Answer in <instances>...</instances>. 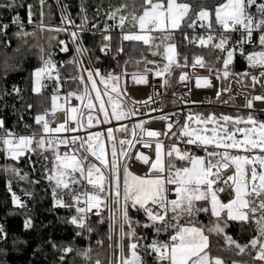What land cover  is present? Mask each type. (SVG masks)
I'll return each instance as SVG.
<instances>
[{
    "label": "snow or ice",
    "instance_id": "6c2138e0",
    "mask_svg": "<svg viewBox=\"0 0 264 264\" xmlns=\"http://www.w3.org/2000/svg\"><path fill=\"white\" fill-rule=\"evenodd\" d=\"M41 4H43V0H41ZM253 7L255 8L254 12L251 11ZM0 8L13 9L14 0L0 5ZM84 11L82 6L81 12ZM28 15L29 23H31V6H29ZM193 15H195V19H193ZM108 18L116 21V24L109 26L105 23L104 29L100 31L103 34L110 31L111 27L121 29V47L117 50L118 52L124 50L123 41L142 42L154 49L153 56H159L166 61L162 68L157 65L154 69H144L143 73H131V79L135 84H146L148 82L146 74L154 72L158 77L167 74L164 81L167 86L174 70L187 68L189 64L193 69L197 66L208 67L211 72V65L201 56L194 57L190 62L188 56L185 55L182 58L183 63L178 62L176 45L172 42L174 39L173 30L184 31L182 22L189 29H195L199 22V27L204 30L206 36H193L189 39L185 33V39H188L190 44L198 40L201 47L209 49L210 55L219 52L220 55H215V60L216 62L222 60L224 77L230 75L229 65L233 62L235 52L239 51L240 55L245 57L248 62V70L240 73V77L243 80L250 78L253 87L259 84L260 88L264 89V2L215 0V3L208 4L205 0L199 11L194 12L192 6L182 0L181 2L178 0H133L131 11L127 4H122L119 8L109 12ZM65 21L69 24L72 23L67 16H62L61 23L64 24ZM12 22L19 28H23L18 16L13 17ZM86 22L87 17H82L81 25H77V29L86 31L83 27ZM126 23L131 25V30L127 32L124 31ZM8 27V24L0 25L4 34ZM37 27L44 31L45 26L42 20ZM53 31L59 33L67 31V28L48 29L49 33ZM237 34L239 39H233ZM15 35L23 38L35 35V33L21 31ZM112 39L113 37L110 35H103L100 51L110 55L108 50ZM71 40L77 53L87 51L86 48H82V40L77 32L71 33ZM25 43L27 42L25 41ZM63 43V41H59V44ZM249 48L251 51L246 50ZM16 51L18 52L19 49ZM61 51H68L67 46L61 48ZM224 53L226 55H223ZM51 55L49 50L46 58L45 50L40 47L39 58L43 66L36 68L33 73L37 84L33 91L36 93L40 92V81L42 79L52 80V73L57 70ZM136 63L139 64V61ZM149 63H155V61ZM127 64L128 61H125V65ZM83 71L87 72L86 77L83 75L79 77L80 83L84 85L83 92L79 95L69 92L68 96L75 95L77 100L86 99L88 101L84 105V108L89 110L87 141L78 134V128L85 127V125L80 119L72 116L71 119L75 120L77 127L68 125V131L75 132L77 135L72 136L70 141L47 139L49 148H53L55 145V162L51 174L45 177L52 189L55 205L63 206L69 210L74 208L75 214L68 219V223L78 229L75 236L79 237L83 236L85 232L91 234L95 231L94 227L87 222L90 219L89 213H92L93 209L96 211L92 214L100 217L98 223H104V217L101 215V205H103L109 211L107 217L109 240L113 238L116 228H119V241L116 244L119 255L115 259H110L108 264H146L140 255L141 249L146 255L154 253L156 264H225L223 259L211 254L209 236L213 233L217 236L223 235L227 251H235L237 255L249 256L252 264H257V262L264 264V121L255 118L251 112L247 118L241 116L233 118L228 115L204 117L200 114L192 115L190 113L179 135L185 139L186 146L203 150L205 156L181 151L173 144L166 153L168 162L165 165L162 154L163 144L159 141L155 145L154 158L151 154L146 155L143 152H129L125 146L131 148L133 146L131 140H120V148L119 151L117 150L112 121L120 123V127L116 131L128 133L129 129L122 121L135 115V109L125 110V105L117 99L121 96L122 91H126V86L122 89L118 85L123 77L129 75L127 71L124 70L120 74L109 72L106 75H102L99 69L85 68ZM253 71L258 74L254 75ZM220 72L221 69H217V77ZM194 75L197 88L210 86L211 81L207 77ZM95 77H99V80L97 81ZM189 78L185 71H182L179 76L181 82H186ZM54 82L57 85L60 83L58 71ZM98 83L105 85L103 91L97 87ZM13 91L17 96L20 95V90L16 86H13ZM54 91H58V88ZM93 91L95 92L94 97L91 96ZM4 95H9V93L5 91L3 95H0V99H3ZM216 95L219 97L220 93L217 92ZM102 97H107V99ZM56 99L57 96L53 95V111L58 107L55 103ZM93 100L99 101L98 106L93 103ZM253 101L264 102V94L253 95L251 99L247 100L245 107L252 109ZM108 105L111 106L110 111ZM27 107L31 108L32 105L28 104ZM93 108L96 110L95 123L102 128L107 126L103 132L90 130L93 122L91 116ZM68 111L74 114L78 109L71 107ZM47 114L45 112L44 115L38 114L35 117L36 124H42L44 133L65 130V124H60L57 128H50L49 122L45 119ZM156 119L165 120L168 117L160 116ZM145 123L144 120H141L138 124H134L131 135L137 136L135 132L137 128L141 132L145 131ZM191 123H195L197 127H192ZM209 123L217 126L210 129L211 135H205L204 133L209 130L200 126ZM172 127V123L167 124L168 129ZM0 132L3 133L0 135V151L6 158L18 160L26 153L39 151L42 154L45 150L46 138L43 135L39 139H36L35 134L33 136H17L5 127V122L2 119H0ZM161 134L157 131H147L149 138L158 137ZM237 134H240L242 138H237ZM102 135L111 144L110 159H106L105 143L100 139ZM171 136L176 137L177 133L172 132ZM77 140L80 142V148H83L87 142L88 147L85 152L81 153L79 149L72 147L71 152L66 151L63 155L59 154V144L74 146ZM93 141L95 147H93ZM137 143H142L144 148H149L151 145L150 140L137 139ZM33 145L35 146L33 147ZM210 145L214 146L212 150L208 148ZM232 150H237V153L232 154ZM239 150H243V152L241 153ZM87 151H91V155L99 162V166L90 162L86 154ZM173 153H175V157ZM77 155L80 156L79 159H77ZM176 157L184 166H177ZM133 159L142 162L147 167V171L143 175L135 174L130 170L129 161ZM232 166L235 169L234 174L228 175L227 179H224L220 170L222 168L231 169ZM4 171L17 176L20 173V169L15 166L6 165ZM45 171H48L47 167ZM27 175L25 173L19 178L26 179ZM84 178L92 186V191H79ZM228 181L232 183L229 184ZM226 189L232 191L228 192L229 198L223 202L219 194ZM8 191L11 192L13 205L23 207L19 197L15 192H12L11 181L8 182ZM173 191L175 198L170 199L169 194ZM64 195L70 197L71 203L64 201ZM132 210H135L137 215L143 214L145 222L133 220L130 216ZM201 213L209 215L207 225L201 224L197 219ZM232 222L239 223L242 234L247 232L251 235L254 232L247 243L241 244L226 234V229ZM24 226L26 229L32 227L31 219H26ZM125 226H127V231H125ZM141 227L154 231L157 238H154L150 244L141 245L139 241L146 238L137 235V231ZM162 233L167 234V240L158 239ZM125 237L128 238L127 243H125ZM6 239L7 232L4 226L0 225V240L6 241ZM49 243L53 249L57 248L54 242L49 241ZM97 244H103V241L97 240ZM111 247L110 244L109 248ZM59 251L61 253L60 264H70L66 257L74 251L82 259L83 264H93L90 247L74 249L71 244H68L59 248ZM71 264H75V260ZM94 264H101V261L96 259ZM232 264H238V262L232 260ZM244 264H248V262L245 261Z\"/></svg>",
    "mask_w": 264,
    "mask_h": 264
},
{
    "label": "trees",
    "instance_id": "16d2710c",
    "mask_svg": "<svg viewBox=\"0 0 264 264\" xmlns=\"http://www.w3.org/2000/svg\"><path fill=\"white\" fill-rule=\"evenodd\" d=\"M10 2H13V0H0V5ZM178 2H181V0H178ZM182 2L189 3L194 12H198L205 0H182ZM260 2H264V0H257V3ZM65 3L76 26L81 25L82 17L86 16L87 22L83 27L86 25L88 29L97 31H80L79 38L82 40L83 47L87 49L86 52L94 69H99L102 75H106L109 72L119 74L120 67L121 70H141L150 61L158 62V65L163 67V63L166 61L159 56H153L154 49L144 45L142 42L123 41L124 50L123 52H118L117 50L121 47V32H116L113 35L114 56L120 67L111 57L100 51L105 33L102 34L98 31L104 29L105 23L112 26L115 22L108 18V13L115 8H119L122 4H127L129 11H131L133 0H65ZM206 3L212 4L215 3V0H206ZM29 6H31V20L33 22L41 23L42 20L44 26L62 25V17L56 0H43V4H41V0H14L13 9L0 8V25H3V22L9 25L6 34H4L3 29H0V95H3L5 91L9 93V95H4L3 99H0V119L5 122L6 128L20 134L39 133L42 129L41 126L36 124L35 117L38 114H43L46 109L53 108L52 96H59V92L54 91L59 86L54 82L55 78L52 80L43 79L40 92L36 93L33 91V73L41 65L39 58L40 47L45 50L42 38L50 44L53 43L52 45L54 46L59 40L68 37L66 31L59 33L55 31L48 32L49 28L57 29L59 27L45 26L44 31H40L41 38L36 25L29 24L24 29H21L17 25L12 24L13 17L17 16L23 22L29 21ZM82 6L85 9L84 12H81ZM251 11L254 12L255 8L253 7ZM195 18V15H193V19ZM198 25L199 22H197L196 26ZM182 28L184 29L183 32L180 30L173 32L174 39L172 42L177 47L178 62L183 63L182 58L185 55L188 56L190 62L194 57L201 56L211 65V71L221 69L220 76L224 79L222 76L223 62L222 60L219 62L215 60V55H220V53L216 52L210 55L207 47H193L188 39H185V33L190 39L192 29L187 28L184 24ZM129 30H131V25L126 23L124 31ZM21 31L35 33V35L23 38L15 35ZM17 49H19L18 52L16 51ZM223 55H226V53ZM81 57L88 68L83 54H81ZM144 58L145 61H143ZM125 61H128L127 65H125ZM136 61H139V64ZM246 63L247 60L246 62H241L239 58H236L231 64L233 65L232 74L239 75L243 69H247ZM78 65L79 62L74 52L65 57L64 72L69 90L76 95L81 94L84 88V85L79 81L81 73L80 65ZM150 65L147 69H153V63H150ZM204 69L209 71L208 67ZM192 70L193 68L190 64L187 68L175 69L172 77L169 78L168 85L177 84L180 81L179 76L182 71L189 74ZM163 78L166 79L167 74ZM13 86L20 90L19 96L13 91ZM28 104H31L32 107L28 108ZM211 111L212 109H200L194 112L204 115ZM219 112L216 111V113ZM255 117L260 120V117ZM178 133H180L179 130ZM39 138L40 136H36V139ZM47 139L49 138H46L45 150L42 154L39 151L26 153L25 156L20 157L18 160H9L10 167L15 166L20 169L19 176H23L25 173L28 174L26 179L21 180L19 176L10 172L5 173L2 167L3 164L2 166L0 165V225H3L7 232L6 241L0 240V264H60L59 257L61 253L59 248L68 244H71L74 249L90 247L93 264L96 259H99L101 264H108L110 259H115L119 255V249L116 248V244L119 241V228H116L113 232V238L109 240L107 220L109 211L101 205V215L104 217V223H98L100 217L93 215L89 220V224L95 229L92 235L88 238L85 234L79 237L75 236V232L78 229L68 223V219L75 214L74 208L69 210L63 206L55 205L52 198V189L45 178L51 174V169L55 162L54 147L51 149L48 147ZM188 151L190 154L202 152V150L194 148H188ZM89 160L95 163L94 159L89 158ZM176 161L178 162L177 166H184L182 162H179V159H176ZM46 167L48 171H45ZM76 175L79 179V174L77 173ZM8 181H11V186L16 195H20L24 200L23 207H14L12 195L6 189ZM84 187L85 182L82 179V186L79 187V190H84ZM89 189L92 190L91 185ZM63 199L65 202L71 203L68 195H64ZM130 216L133 220H140L141 223L145 222L143 214L137 215L135 210L130 212ZM26 219H31L32 222V227L27 229L24 226ZM197 219L201 224L207 225L209 215L201 213ZM212 219L214 220L215 218L213 217ZM125 231H127V226H125ZM226 234L236 239L239 243L245 244L251 239V235H254V232L251 235L247 232L242 234L239 223L232 222L229 228L226 229ZM137 235L146 237L139 241L141 245L150 244L154 238H157L154 235V231L142 227L138 229ZM167 238L165 233L158 237L160 240H167ZM97 240H102L103 244H97ZM49 241L54 242L57 248L53 249ZM209 241L211 254L223 259L225 264H232V260L243 264L247 261L248 264H252L249 256L237 255L235 251H227V244L223 235L217 236L213 233L209 236ZM127 242L128 238L125 237V243ZM110 244L112 245L111 248H109ZM140 255L146 264H156L154 253L146 255L141 249ZM66 259L70 264L73 260H75V264H83L82 259L75 251L69 254Z\"/></svg>",
    "mask_w": 264,
    "mask_h": 264
},
{
    "label": "built area",
    "instance_id": "2783aa9c",
    "mask_svg": "<svg viewBox=\"0 0 264 264\" xmlns=\"http://www.w3.org/2000/svg\"><path fill=\"white\" fill-rule=\"evenodd\" d=\"M56 3L58 5V8L62 16H67L72 23L69 24L67 21H65L64 24L61 26L51 25L53 27H65L67 28L68 37L63 38L59 41H63V44H59V41L57 44H55L52 47L46 46V52L45 57L47 58V53L50 50L52 55L51 59L54 63H56L57 70H54L52 73L53 78H56L57 71L59 73V91L61 93L62 102L64 103V106L62 108H58L55 111L53 109H46L42 115L47 112L48 114L45 116V119L49 122L50 128H57L60 124H65V130L60 132H51V133H44L43 131L39 136L42 135L46 138L53 139L55 141H59L61 139H67L71 140V137L74 135H77L75 132L68 131V125H71L72 127H77L76 122L74 119H71V112L68 111L71 107H76L78 109V113L76 116V119H80L82 124L85 125V127H79L78 128V134L85 138V141H87V126L88 123L86 121L87 119V111L86 108H84V105L87 104V100H77L75 98V95L69 97L68 93L70 92L68 81L65 76L64 72V59L66 56L70 55L72 52L75 53V56L79 62L80 68H81V74L86 77L87 72L83 71V69L87 68L85 67V63L82 60L81 54H83L84 58L86 59V62L88 64L89 69H94L93 65L91 64V61L88 57L87 52L77 53L75 50V47L73 46L72 40H71V33L77 32L79 36V30L77 29L70 12L68 10V7L65 3V0H56ZM20 22L23 24L24 29L26 25L33 24L38 26L40 23L36 22H23L20 20ZM3 24H7L3 22ZM14 24V23H12ZM116 24V21L114 22ZM17 25V24H15ZM44 25V24H43ZM84 28L86 31H96V30H90L85 25ZM97 32V31H96ZM101 32V31H98ZM116 32H121V29L119 27H112L110 31L105 32V35H110L113 37V35ZM127 32V31H125ZM122 33V32H121ZM196 36H206V33L202 28L198 26L195 27V29L191 30V37ZM233 39H239L238 34L233 37ZM193 47L196 48H206L201 47L199 45L198 40L195 43H191ZM67 46L68 51H61V48ZM82 48L83 45H81ZM109 53L103 52L105 55L111 57L115 62V54H114V47H113V39L111 41V45L109 48ZM114 57V58H113ZM236 58H239L241 62H246V58L243 56H238L237 51L235 52V60ZM234 60V61H235ZM117 63V62H116ZM118 67L120 65L117 63ZM42 62L40 67H42ZM248 69H243L241 71L244 72ZM122 72L121 67L119 70V74ZM143 73L144 71H137ZM215 70L207 71L204 68H201L197 66L195 69H193L188 75L189 80L186 82L179 81L177 84L173 86H165L164 81L165 79L163 77H158L155 75L154 72L147 73V80L148 82L146 84H135L131 79V73L127 72L129 75L127 77H123L120 81V88H125L126 91H122L121 96L118 97L119 100L125 105V109H135V115H131L127 118V120L122 121L124 125H131L132 131H133V125L138 124L141 120H144L146 123L144 125L145 131L141 132L139 128L135 129V132L137 133L136 137L131 138L132 141V147L128 148L127 150L129 152H143L146 155L151 154L154 158V152H155V145L159 141L163 144V153L165 157V165H167V157L166 153L168 149L174 144L176 147L180 148L181 151H188V148H194L195 147H189L186 146L185 139L180 137V133H178L179 128L183 124V122L186 119L187 113L189 111H195L200 109H212V112L216 111H229L234 116H243L244 118L248 116V114L251 112L252 115L255 117H260L261 121H264V102L262 101H253V107L252 109H249L245 107L247 100L251 99L253 95H260L264 94V89L260 88V85L257 84L255 87L251 85V80L246 79L243 80L240 75H234L231 74L226 79L222 78L220 75L217 77ZM197 74L201 77H207L211 84L208 87H201L197 88L195 86V75ZM253 74H258L257 72L253 71ZM95 79L98 81L99 78L95 77ZM237 81H241L238 83ZM101 88H104L102 84L98 83ZM90 87V84H89ZM217 92L220 93V96L217 97ZM93 94V92H91ZM95 101V100H94ZM143 102H147L146 104ZM194 102V103H193ZM95 104L97 105V101H95ZM109 109V107H108ZM83 110V111H81ZM110 111V109H109ZM96 114V110L94 112ZM160 116H167L168 119L161 120L156 119ZM172 123L173 127L171 129L167 128V124ZM116 125H120V123H116L112 121V126L115 127ZM42 128V124L40 125ZM107 126H104L103 128L99 126H90V130L92 132H97L99 130H106ZM147 131H157L162 133L158 137H152L149 138L147 136ZM176 132L177 136L172 137L171 133ZM166 133V134H165ZM17 136L23 135L20 133H15ZM0 135H3L2 132H0ZM24 136H33V134H27ZM38 136V134H35V137ZM137 139H143V140H150L151 145L149 148H144L142 143H137ZM108 145V142H107ZM87 146V142L84 144L83 148H80V142L77 140L76 145H65V144H59V154L63 155L66 151L71 152L72 147H75L79 149V151L85 152ZM34 147V145H33ZM55 148V145H54ZM203 148V146H201ZM209 150H212L213 147H208ZM109 145H108V154H109ZM241 153L242 150H239ZM2 152V151H1ZM237 150H232V154H236ZM88 154V151L86 153ZM193 154V153H191ZM195 155L199 156H205V152L202 150V152H195ZM175 157V153H173ZM3 159L2 164L5 167L8 166V162L10 158H6L4 153L2 152ZM80 156L77 155V159H79ZM179 159L178 157H176ZM110 159V156H109ZM129 163L131 164V171H133L135 174L143 175L144 172L147 171V167L143 165L142 162H138L135 159L130 160ZM215 171V169H213ZM221 174L224 177V179H227L228 175H233L235 172L234 166L231 167V169H221ZM229 184H231V181H228ZM12 187V186H11ZM215 187V185H214ZM234 187V186H233ZM6 189L8 190V182L6 183ZM80 192L85 191H92L89 189V184L87 182V179L85 178V187L84 190H79ZM232 191L231 189H226L224 192H221L219 194L220 199L223 202H226L229 198L228 192ZM12 192H14V189L12 188ZM11 193V192H10ZM234 195V191L232 192ZM169 198H175V192H171L169 194ZM96 210L93 209L92 213H94ZM92 213H89V216H93ZM90 220V219H89ZM89 220L87 221L89 223ZM91 234H88L85 232V236L88 238Z\"/></svg>",
    "mask_w": 264,
    "mask_h": 264
},
{
    "label": "rangeland",
    "instance_id": "374dc122",
    "mask_svg": "<svg viewBox=\"0 0 264 264\" xmlns=\"http://www.w3.org/2000/svg\"><path fill=\"white\" fill-rule=\"evenodd\" d=\"M31 22H33L32 20H31ZM45 26H50V25H45ZM182 26H183V22H182ZM51 27V26H50ZM38 30H39V35H40V37L42 38V36H41V34H40V29L38 28ZM175 31H177V30H173V32H175ZM42 42H43V45H44V48H45V51H46V46H48V47H52L53 45V43L52 44H50V43H48V42H46V41H44V39L42 38ZM157 42H159V41H157ZM174 43V42H173ZM247 51H251V49L249 48V49H246ZM176 51H177V47H176ZM237 54H238V56H241L240 55V52L239 51H237ZM143 61H145V58L143 59ZM158 65V62H155V63H153V69L154 68H156V66ZM87 65H86V63H85V67H86ZM151 65H150V63H147V64H145V66H144V68H142L141 70H134V69H129V70H126V69H123L122 71H124V70H126L127 72H130V73H133V72H137V71H144V69H146V68H148V67H150ZM232 67H233V65H229V72H230V75L232 74ZM246 67H247V69H248V62L246 63ZM160 68H162L161 66H160ZM80 73H81V68H80ZM82 75V74H81ZM229 75V76H230ZM222 76H223V72H222ZM224 77V76H223ZM225 79L227 78V77H224ZM43 80V79H42ZM41 80V81H42ZM41 81H40V90H41V87H42V85H41ZM109 83H111V82H109ZM37 86V84H36V79H35V77H34V87H36ZM102 86L105 88V85L104 84H102ZM59 87V86H58ZM97 87L101 90V91H103V89L104 88H101L99 85H97ZM118 87H120V84L118 85ZM58 92H59V96L57 97V99H56V101H55V103H56V105H58V107L56 108V109H60V108H62L63 106H64V103L62 102L63 100H62V97H61V93H60V91H59V89H58ZM91 96H95V92L93 91V94L91 93ZM103 99H107V97H102ZM118 100H119V98H117ZM120 101V100H119ZM88 102V101H87ZM121 102V101H120ZM93 103L95 104V101L93 100ZM98 104H99V101H97V106H98ZM96 105V104H95ZM108 107H109V109L111 110V106L110 105H108ZM51 109H53V108H51ZM55 109V110H56ZM77 109H79V108H77ZM126 110V109H125ZM86 111H87V119H86V121L88 120V116H89V110L88 109H86ZM95 112V108H93L92 110H91V116H92V118H93V122H92V125L91 126H99L98 124H96L95 123V118H96V114L94 113ZM77 113H78V111L76 112V113H71V116H77ZM192 114V115H196V114H200V115H202V116H204V117H207L208 115H214V116H216V117H220V116H222V115H228V116H232L233 118H235L236 116H234L231 112H229V111H220L219 113H216V112H209L208 114H201V113H195V112H193V111H189L188 113H187V116L189 115V114ZM40 115H42V114H40ZM187 116H186V118H187ZM245 118H247V116L245 117ZM256 118V117H255ZM125 120H127V118L126 119H124L123 121H125ZM114 122H116L115 120H113ZM185 121H186V119H185ZM184 121V122H185ZM184 122H183V124H184ZM87 123H88V121H87ZM117 123V122H116ZM183 124L181 125V127H180V129H179V132L181 131V128H182V126H183ZM40 126V125H39ZM128 129H129V132L128 133H124V132H122V131H116V129H118L119 127H120V125H116L115 127H113V135H114V139H115V141H116V147H117V150L119 151V148H120V145H119V141L120 140H131V138H132V135H131V133H132V127L130 126V125H125ZM191 126L192 127H197V125L195 124V123H191ZM214 126H217V125H212L211 123H209V124H207V125H202V126H200V127H203V128H207L209 131L208 132H206V133H204L205 135H211V131H210V129L212 128V127H214ZM229 127H231V125H228ZM240 126H243V125H240ZM41 131L39 132V133H37L38 134V136H39V134H41V132L43 131V128L41 127ZM100 132H103V131H105V130H99ZM23 135H27V134H23ZM237 138H242L241 137V135L240 134H237ZM100 139L101 140H103L104 141V143H105V149H106V159H109V156H110V153H111V144L105 139V137L102 135L101 137H100ZM107 142H108V145H109V149H110V151H109V154H108V145H107ZM87 147H88V144H87V146H86V149H87ZM93 147H95V143H94V141H93ZM127 149H128V146L126 145L125 146ZM208 147H214V146H212V145H210V146H208ZM51 149V148H50ZM243 151V150H242ZM88 157L89 158H92V159H94L93 161H95V163L99 166V162L98 161H96L95 160V157H93L92 155H91V151H88ZM162 154L164 155V153H163V150H162ZM2 157V152L0 151V165L2 166V161H3V159L1 158ZM118 159H119V157H118ZM177 159V158H176ZM164 163H165V157H164ZM0 166V167H1ZM8 166L10 167V165H9V162H8ZM3 167V169H4V166H2ZM5 172V171H4ZM6 173V172H5ZM9 182V181H8ZM84 182H85V178H84ZM89 188H90V185H89ZM18 197H19V199H20V202H21V204H24V200L21 198V196L20 195H17ZM14 207H21V206H19V205H14ZM238 264H243V263H238ZM258 264H259V262H258Z\"/></svg>",
    "mask_w": 264,
    "mask_h": 264
},
{
    "label": "water",
    "instance_id": "95a60500",
    "mask_svg": "<svg viewBox=\"0 0 264 264\" xmlns=\"http://www.w3.org/2000/svg\"><path fill=\"white\" fill-rule=\"evenodd\" d=\"M234 60H235V54H234L233 62H234ZM233 62H232V63H233ZM232 63H231V64H232ZM231 64H230V65H231ZM241 117H243V116H241Z\"/></svg>",
    "mask_w": 264,
    "mask_h": 264
}]
</instances>
